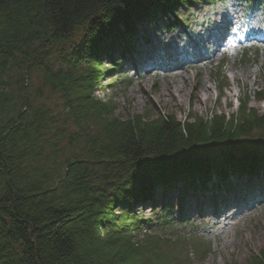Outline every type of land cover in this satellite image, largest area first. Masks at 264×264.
Here are the masks:
<instances>
[{"label":"trees","instance_id":"1","mask_svg":"<svg viewBox=\"0 0 264 264\" xmlns=\"http://www.w3.org/2000/svg\"><path fill=\"white\" fill-rule=\"evenodd\" d=\"M222 1L0 0V264H180L175 241L204 262L197 238H137L145 226L184 224L182 197L178 215L163 200L156 224L137 209L159 205L160 193L225 191L230 177H264V113L247 95L232 115L122 120L95 94L106 80L128 87L122 64L150 42L139 24H157L160 10L173 31L188 26L171 17L177 8ZM242 2L251 12L264 0ZM218 79L222 93L227 80ZM254 97L264 101V90ZM249 264H264V249Z\"/></svg>","mask_w":264,"mask_h":264},{"label":"rangeland","instance_id":"2","mask_svg":"<svg viewBox=\"0 0 264 264\" xmlns=\"http://www.w3.org/2000/svg\"><path fill=\"white\" fill-rule=\"evenodd\" d=\"M175 13L171 17L187 22L188 26L165 31V18L160 10L156 13L157 24H139L138 28L147 33L150 42L143 43L138 54L122 64L121 79L129 80L128 87L122 80H106L95 96L103 102H112L116 116L122 120L143 113L153 117L174 114L182 122L194 113L203 118L212 112L232 115L238 113L247 95L251 96L249 107L264 113V101L254 97L264 90V42L251 36L237 49L228 47L224 29L217 26L226 20L224 26L230 23L233 32L238 27L256 33L264 31V3L257 13H249L242 0L193 4L190 8H177ZM254 69L256 74L251 79L244 78ZM219 76L227 80L222 93ZM40 86L39 76L33 75V92L40 94ZM46 96L49 104L58 103L56 96L49 92ZM181 197L186 208L184 224L177 223L176 229L167 230L152 225V231L145 226L138 232L140 243L147 236H163L166 242L179 235L188 237V241L197 238L204 243L207 256L200 263L194 247L178 249L172 240L175 242L170 245V251H174L180 264H249L264 249V177L253 180L230 177L225 191L210 185L202 193L181 195L179 190L160 193L159 205L144 204L136 215L156 224L155 214L163 200L172 203L178 215Z\"/></svg>","mask_w":264,"mask_h":264},{"label":"bare ground","instance_id":"3","mask_svg":"<svg viewBox=\"0 0 264 264\" xmlns=\"http://www.w3.org/2000/svg\"><path fill=\"white\" fill-rule=\"evenodd\" d=\"M226 23H227V21L224 20L223 23H218L217 25L224 26ZM229 25H230V23L228 24V26H227L226 29H228ZM227 34H228V33H227ZM255 39H256V38H255ZM220 48H223V45L220 46ZM179 74H180V75H179ZM255 74H256V70L254 69L253 71L250 72V76H249V77H244V78L251 79ZM175 75L182 76L181 73H177V74H175ZM188 79H189V78H187L186 80H188ZM173 91H174V89H173ZM175 93L181 95V91H180V90H176ZM169 94L172 95L171 97L174 98V96H173L172 93H169ZM198 100H199V101H202V99H198ZM232 194H233V193H231V195H232Z\"/></svg>","mask_w":264,"mask_h":264}]
</instances>
